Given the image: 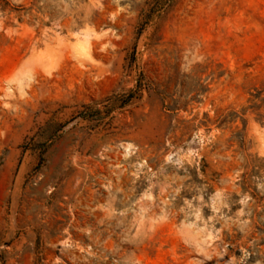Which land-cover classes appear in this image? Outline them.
<instances>
[{"label":"rangeland","instance_id":"374dc122","mask_svg":"<svg viewBox=\"0 0 264 264\" xmlns=\"http://www.w3.org/2000/svg\"><path fill=\"white\" fill-rule=\"evenodd\" d=\"M0 264H264V0H0Z\"/></svg>","mask_w":264,"mask_h":264}]
</instances>
